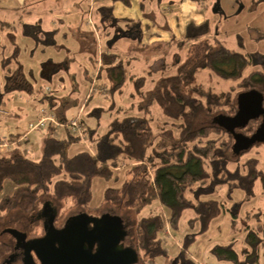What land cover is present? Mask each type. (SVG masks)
<instances>
[{
	"label": "trees",
	"instance_id": "obj_1",
	"mask_svg": "<svg viewBox=\"0 0 264 264\" xmlns=\"http://www.w3.org/2000/svg\"><path fill=\"white\" fill-rule=\"evenodd\" d=\"M121 1L130 5V0ZM91 14L104 29L115 30L125 23L127 29L133 31L138 24L116 18L113 5L101 6ZM2 24V27H10ZM211 30L206 21L178 44L184 48L190 43L187 57L176 66L174 75L158 81L146 97L143 89L147 78L131 79L135 94L159 105L170 121L169 128L162 126L156 130L150 116L131 115L127 109L118 111L125 116L111 120L107 132L102 135L98 127L93 128L82 119L86 143L94 150L84 148L70 155L73 145L83 143L81 137L70 132L59 134L49 126L42 142V157L37 161L28 157L27 149L21 148L23 141L19 143V139L9 137L1 139V143L5 141L12 147L0 153V220L14 210L31 213L44 194L86 211L92 198V180L96 177L117 179L118 171L126 167L127 177L118 187L105 190L103 203L131 210L136 215L157 203L147 216L138 219L135 238L139 255L155 263L169 258L163 237L166 219L170 227L178 231L184 212L191 210L195 214L191 223L197 222L199 232L204 233L227 211L225 203L216 197L220 189H226L228 199L240 190L244 193V201H250L255 197L256 182L260 181L264 193V171L258 158L241 160L255 145L249 151L237 154L233 136L217 123L220 116L236 114L240 94L257 91L264 95V64L246 74L254 57L226 48L217 35L209 38ZM8 37L12 44L16 43L17 36L11 30ZM96 46L101 61L99 72L106 74L110 82L109 95H112L120 91L128 79L127 64L120 56L103 52L99 45ZM9 61L6 58L2 62L7 71L5 91L32 90V84L22 71H10ZM49 63L56 66L51 60ZM205 70L234 84L227 91L217 93L197 82L196 75ZM43 92L38 98L40 103L52 104L54 97L39 87L38 93ZM51 108L55 112L53 104ZM261 122V117L253 119L237 131L251 136ZM6 182L13 183L15 190L11 195L1 197ZM33 217L29 219L32 221ZM253 217L257 225L247 228L242 256L235 251L232 242L213 248L212 252L219 260L232 264L259 263V251L264 246V213H256ZM196 236L192 233L183 238L182 249L169 264H197L188 254ZM9 252L10 246L0 243V260Z\"/></svg>",
	"mask_w": 264,
	"mask_h": 264
},
{
	"label": "rangeland",
	"instance_id": "obj_2",
	"mask_svg": "<svg viewBox=\"0 0 264 264\" xmlns=\"http://www.w3.org/2000/svg\"><path fill=\"white\" fill-rule=\"evenodd\" d=\"M131 1L132 7L121 5L122 10L129 16L141 17L142 22H144L140 29L142 33L138 28L133 30L132 35H138V38L142 41H135L136 43L132 47L128 46L129 43H126V39H120L123 36L115 39L118 34L122 35V32L129 30L125 23L111 31L99 27L96 19L93 18L95 27L93 30L92 26L86 24L88 14L84 21L82 18L80 19L82 29L89 32L92 40L97 41L103 50L111 48L114 53L120 55L121 59L125 57L132 58L127 65L128 79L123 88L109 95L110 82L107 81L106 74L100 71L99 83H102L99 88H101V92L90 94L89 88L99 67L97 62L99 61V52L97 49L94 52L78 51V44L70 41L68 44L73 49L71 53L73 61L69 66L68 64L65 66L61 64L64 67L57 68L59 72L52 80L42 79V72L37 68L34 72L36 79L32 83V90L12 91L7 92V96L4 95L0 106V116H3L0 118V137H14V139L26 137L27 139H23L21 147L28 150L29 158L36 161L41 159L42 142L46 130L37 129L30 132L29 129V122L33 119L34 113L36 114L41 107L39 100L40 104L29 103V100L34 94L38 95L39 98L43 96L44 92L38 93L39 87H43L54 98H60L62 106L67 108V117L76 118L81 116L93 128L98 127L100 135L107 132L111 120L125 116L123 113L118 112L124 109L131 111V115L147 114L152 119V125L155 129L157 128L156 130H159L162 126L169 128L170 121L164 116L159 105L156 103L151 104L145 98L135 94V87L131 79L147 78L143 89L146 97L147 93L155 88L158 81L176 73V66L185 60L190 46V43H188L182 48L178 44L189 33H194L195 29L206 21H209L212 29L209 38L212 39L217 35L226 48L254 57V62L246 70V74L254 69H260L264 64V0H219L221 11L218 13L213 11L217 0H190L192 2L188 0H181L180 2L174 0H163L161 2H159L160 0ZM87 7H90V5ZM108 30L111 32L106 33ZM158 34L161 36V40L155 42L153 37ZM5 36V39H1V42L8 45L10 41L6 34ZM26 44H28V41L25 39L17 41V45L22 50H24ZM88 49L91 50L90 47ZM63 53L65 54V52L61 53L62 56ZM73 53L77 54L74 55ZM9 60L12 59L9 58ZM50 67L52 71L53 66L51 65H47L45 70L50 69ZM1 69L0 65V71ZM44 74L46 75L48 72L45 71ZM196 79L198 83L217 93L227 91L234 84L233 81L225 80L208 70L199 72ZM2 81L3 79L0 82L2 83ZM54 100L52 99L53 103ZM46 103L51 108L53 103ZM46 103H42V106L47 105ZM81 107L83 110L80 112ZM147 109H149V113H147ZM56 116L58 115L56 114ZM86 140L85 138L82 144L73 145L70 148V155L84 148L92 152L94 149L89 143H86ZM249 157H257L260 168L264 171V143L255 145L249 153L242 156L241 160L244 161ZM230 167L233 168V165L231 164ZM127 170L126 167L119 170L117 179L94 178L92 180L90 208L86 211L96 217H100L104 213L119 215L125 222L129 233L125 242L126 246L136 248L137 221L139 218L147 216L150 208L155 207L157 203L145 209L140 215H136L135 212L125 208L119 209L114 205L103 203L105 190L121 185L120 183L127 177ZM14 190V184L6 182L1 197L11 195ZM216 197L225 203L227 211L216 218L206 232L200 233L198 223H191V220L195 218V214L191 210L184 212L178 231H174L165 218L166 224L163 237L169 258H162L155 263H151L148 258L140 256L141 264H169L170 260L174 259L182 249L183 238L192 233H196L197 236L190 245L188 254L197 264H232L219 260L212 252L215 246L228 245L232 242L235 251L241 257L246 247L247 228H254L257 225L253 215L264 213L262 184L260 181L256 182L255 197L250 201H244V193L240 190L233 193L232 199H228L225 188L220 189ZM47 206L49 208L47 210L59 212L58 225L68 217L83 212V209L73 203L58 202L50 195L44 194L31 213L14 210L6 214L3 220H0V243H6L11 247L14 245L12 236L6 233L7 228L27 232L32 237L35 234L39 236L43 222L41 215ZM32 216L34 217L31 221L29 218ZM45 217L47 219V216ZM258 264H264V246L260 248Z\"/></svg>",
	"mask_w": 264,
	"mask_h": 264
},
{
	"label": "crops",
	"instance_id": "obj_3",
	"mask_svg": "<svg viewBox=\"0 0 264 264\" xmlns=\"http://www.w3.org/2000/svg\"><path fill=\"white\" fill-rule=\"evenodd\" d=\"M161 1L163 0H160L159 2ZM174 1L180 2L181 0ZM188 1L192 2L190 0ZM88 5H90V7H87ZM110 5H113L114 7V15L116 18L135 21L139 24L136 28L139 30L141 29L144 24L141 17L129 16V14L122 10L123 8L121 5L132 7L131 0L130 5L124 4L121 0H0V65L2 67L0 71V81L3 79L2 83L0 82V106L4 95L7 96V92L4 89V78L6 75L2 64L4 59H12L9 61L10 71H22L31 84L36 79L33 73L37 68L42 72V79L47 81L52 80V78H54L59 72V69L57 68L62 65L65 66L66 64L69 66L71 61H73V58H71L73 49L68 42H75L78 44V51L83 50L85 52H94L97 48L96 45L100 46V44L92 40L89 32H85L82 29L80 19L82 18L84 21L90 10L95 12V10L101 6ZM2 23L9 24L10 27H2ZM9 30L16 34V43L12 44L10 42L8 45H5L1 42V39H5V34L8 36ZM111 31L108 30L106 33H110ZM123 34L124 33H122V35L118 34L117 36H123L120 39H126V43H129L128 46L130 47L136 43L135 41H142L138 38V35L133 36V31L131 30H127L125 35ZM21 39L28 41L24 50L17 45V41ZM153 40L159 42L156 40H161V36L158 34L153 37ZM88 47H90L91 50H89ZM112 50L113 49L111 48L106 50L101 48V51L103 52L107 51L111 54L118 55ZM62 52H65V54L63 53V56L61 55ZM73 54L75 55L77 53ZM35 57L36 59H34ZM131 59V57H125L122 61L128 65ZM50 60L56 64V66H54L55 68L53 67L52 71L51 67L50 69L44 70V63H46L45 66H53L49 63ZM45 71L48 72V74L45 75ZM1 90L3 91L1 92ZM38 98V95L34 94L30 98L29 103H39ZM54 99L53 110L59 118L63 120L72 119L73 117H67V108L62 106L60 98L55 97ZM34 115L36 114L34 113ZM34 115L32 117L33 119L35 117ZM1 117L3 116H0V118ZM0 138L6 139L7 137ZM9 138L14 139V137Z\"/></svg>",
	"mask_w": 264,
	"mask_h": 264
},
{
	"label": "water",
	"instance_id": "obj_4",
	"mask_svg": "<svg viewBox=\"0 0 264 264\" xmlns=\"http://www.w3.org/2000/svg\"><path fill=\"white\" fill-rule=\"evenodd\" d=\"M213 11H221L219 0ZM121 36H117L118 39ZM262 118L261 125L251 135L238 132L251 120ZM217 123L234 138V151H249L264 143V95L257 91L238 96V110L234 116H220ZM47 211V210H46ZM43 218L45 233L24 245L23 264H137L139 252L126 246L127 226L118 215L104 213L100 217L81 212L66 219L64 227L54 225L56 212L48 210Z\"/></svg>",
	"mask_w": 264,
	"mask_h": 264
},
{
	"label": "built area",
	"instance_id": "obj_5",
	"mask_svg": "<svg viewBox=\"0 0 264 264\" xmlns=\"http://www.w3.org/2000/svg\"><path fill=\"white\" fill-rule=\"evenodd\" d=\"M93 10H90L88 17L86 19V24L93 27V30L95 29L93 24V18H92V12ZM101 66V61L99 60V67L96 71V74L94 75V79L90 85L89 92L90 94L101 92V83H99V68ZM83 110L81 107L80 112ZM49 126H53L59 134L62 132H70L71 134L75 136L81 137L82 141L85 140V128L82 123L81 116H78L76 118H72L70 120H60L58 116H56L55 112L51 110V108L48 105L41 106L39 110L37 111L34 119H32L29 122V129L30 132L37 130V129H46ZM23 139H27L26 137H23L19 140V142L23 141ZM12 144L7 143L4 141V143H0V153H4L7 150L11 149ZM5 149V150H4Z\"/></svg>",
	"mask_w": 264,
	"mask_h": 264
},
{
	"label": "flooded vegetation",
	"instance_id": "obj_6",
	"mask_svg": "<svg viewBox=\"0 0 264 264\" xmlns=\"http://www.w3.org/2000/svg\"><path fill=\"white\" fill-rule=\"evenodd\" d=\"M46 209H49L48 206L45 208L43 214L41 215L43 218L48 214V212H47L48 210L46 211ZM83 212L88 213L87 211H83ZM58 219L59 218H58V214H57L54 225L57 229H62L64 227L66 219L59 225L57 224ZM6 233H8L9 235L12 236L14 245L12 247L10 246V252L6 256L1 258L0 264H17V263L23 264L22 259H23V255H24L25 243L32 238L42 237L45 233V226L41 225V232H40L41 234L39 236L37 234H35V236L32 237L27 232H22L21 230L9 229V228L6 229ZM125 245H126V243H125ZM37 264H40L39 261H37ZM137 264H141L140 257H139V261Z\"/></svg>",
	"mask_w": 264,
	"mask_h": 264
}]
</instances>
